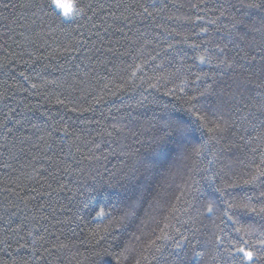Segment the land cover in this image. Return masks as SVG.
Listing matches in <instances>:
<instances>
[{"label":"trees","instance_id":"1","mask_svg":"<svg viewBox=\"0 0 264 264\" xmlns=\"http://www.w3.org/2000/svg\"><path fill=\"white\" fill-rule=\"evenodd\" d=\"M68 1L91 4V19H65L47 0H0V264H172L173 257H161L149 246L160 234L154 221L144 223L155 189L134 218L121 227L109 223L123 217L128 200L139 194L122 175L134 165L137 150L143 154L148 148L154 134L149 122L166 114L189 119L183 99L209 84L213 90L199 97L197 108L210 119L221 89L240 96L243 104L234 114L239 105L227 103L224 119L258 115L264 74L234 77L222 71L216 49H225L229 59L236 56L244 47L237 33L244 34V25L259 27L264 12L241 7L250 0ZM36 5H43V12ZM237 20L243 23L234 28ZM201 55L212 56L213 63L202 64ZM252 124L255 130L233 127L219 143L208 144L203 157L182 162L184 178L198 181L194 193L174 200L179 177L168 189L178 209L188 207L185 200L192 204L195 223L181 227L176 221L189 220L183 212L173 221L181 231L192 230L187 251L180 252L185 264H231L224 249L232 244L260 250L264 214L234 207L229 214L236 224L223 215L227 203L264 207V177L244 183L264 151V142L246 143L249 136L264 135L258 120ZM203 132L192 133L190 151L208 140L211 134ZM213 175L212 181L205 179ZM208 203L216 209L213 216L204 211ZM101 208L111 214L108 219L96 217ZM216 236L224 241L219 249ZM129 243L132 250L124 252ZM200 251L204 257L193 254ZM257 264H264V255Z\"/></svg>","mask_w":264,"mask_h":264},{"label":"snow or ice","instance_id":"2","mask_svg":"<svg viewBox=\"0 0 264 264\" xmlns=\"http://www.w3.org/2000/svg\"><path fill=\"white\" fill-rule=\"evenodd\" d=\"M2 6L4 8L8 7L7 4ZM47 6L50 8L54 7L59 10L60 16L73 21L77 18L87 17V12L92 10L91 4H69L64 3L63 0H47ZM36 7L43 12V5H36ZM193 7H196V5H193ZM241 7L258 9L259 11L264 12V0H250L249 3H242ZM144 12L148 13V9L144 8ZM45 15H47V13H45ZM148 15H151V13H148ZM221 15H224V13L221 12ZM87 18L91 19V17ZM197 19H200V17H197ZM242 23V21L237 20L235 21L233 27L235 28L237 25H241ZM244 28L245 32L243 35L237 33V38L241 41L244 47L238 49V54L236 56L229 59L224 55L225 49L217 46L216 50L223 58L217 60L216 67L222 71L233 73L234 77L238 75L239 72H259L264 74V22H262L259 27L244 25ZM202 31H207V29H202ZM248 36H251V39H246ZM169 47H171V45H169ZM240 52H242L243 55H239ZM198 59L202 64H212L214 58L212 56L201 55ZM204 76H207V74H198L196 75V80L201 81ZM25 79H27V77H25ZM183 83H187V81H184ZM33 87H35V85H33ZM213 87V84L207 85L204 91L199 92L198 96L186 95L183 99V103L187 105L186 111L189 113V119L185 120L182 117H174L166 114L155 124L149 122V127L153 130L154 134L149 137L148 148L143 154H139V151L137 150L138 154L134 165L122 175V180L135 187L139 194L134 199L130 198L128 200L123 217L119 218V220L115 222L111 220L109 221V223H114L115 227H121L124 220L134 218L137 215V212L142 208L146 194L152 195L153 190L155 189V195H152V199L149 201V209L145 213L147 220L144 221V223H147L149 220L154 221L160 234L156 236L154 240L150 241L149 246L152 247L155 250V253H158L161 257L165 254L169 257H173L172 264H185L183 257L180 256V252L187 251V248L191 243L189 234L192 231L188 228L181 231V228L175 227V224L173 223V221L176 220L175 214L177 212H183V214L189 216L188 221H176L177 223H180L181 227H184V225L189 222L195 223L194 218L190 215L192 204L185 200L184 202L188 204V207L178 209L176 204L172 202L173 197L170 196L168 192V189L173 187L177 177L181 178L182 182L181 184L175 185L176 192L178 193L174 196V200L176 202H180L182 197L194 193L197 190L193 187V185H198V181L192 180L191 183H189L191 176L184 178L185 166L182 162L189 160L192 155H194L197 159L203 157L208 148V144L212 141L219 143L220 139L223 138V134L228 132L233 127L242 129L245 133H247L248 126H251L253 130L256 128V125L252 124V120H258L259 125L264 127V103H261L258 106V115L256 113L250 114L252 120H249L248 116H239L237 119H224L223 113L227 103L231 102L239 105L235 107L234 114L242 112L243 104L240 96L235 93H226L223 89H221L219 99L212 109L211 115L214 118L210 119L208 113H202L197 108L199 97L208 95L212 92ZM179 91L184 92V88L180 87ZM258 95L260 94L258 93ZM96 102L99 101L97 100ZM57 103L63 102L58 100ZM86 110L91 109H72V111ZM210 124L211 127H209ZM205 129L211 134L208 140L201 145L199 149H192L190 151L187 145L190 142L192 133L196 130H200L203 135V130ZM65 134H67L66 130ZM235 134L236 133H233V135ZM240 139L244 140L245 138L244 136H241ZM254 141L264 142V135H257L256 137L249 136L246 143L250 144ZM255 151L256 149H253V152ZM169 153H175L172 155L171 159H169ZM208 163L212 164L213 161H208ZM253 167L254 172L250 174L249 179L244 181L245 184L256 183L264 177V151L260 153L259 164H255ZM188 171L190 172L191 169ZM197 171H199L198 168ZM205 171H207V169H205ZM205 179L212 181L214 179V175L207 176ZM123 186L124 185H121V187ZM217 191H221V189L218 188ZM260 195L264 198V192ZM248 199L249 201L251 200L250 197ZM234 207H241L257 215L264 214V207L257 209L255 207H251L248 203L242 205L227 203V208L224 210L223 215L227 217L229 221H232L233 224H236L237 221L232 219L229 211ZM204 211L209 216H213L215 215L216 209L212 203H208ZM110 215L111 214L106 212L103 208L96 213V217L101 218L102 220L108 219ZM221 223H224L223 219L221 220ZM161 224H163V227L160 226ZM216 227L219 226L217 225ZM157 229L153 230L154 234ZM242 230L243 229L241 227L234 228V231L237 233L242 232ZM104 231L107 232L108 229L105 228ZM220 231L223 232V229H220ZM97 234L98 229L93 230L90 233L92 237H96ZM29 235H31V233H29ZM192 235L194 236V233H192ZM135 239L139 240L140 237H135ZM215 240L217 242L216 247L218 249L223 246L224 241L220 236H216ZM157 241H161L162 243L157 244ZM33 243L35 244L36 241L34 240ZM258 243L260 245L258 253H254L250 250L251 246L236 247L234 244L225 248L224 251L226 255L231 258V264H237V261L238 264H245V261H247L248 264H257L259 256L264 255V240H260ZM166 244L171 250H167L165 248ZM244 245H247V241H244ZM20 247L23 248L26 247V245H20ZM131 250L132 244L129 243L125 247L124 252H129ZM121 254L123 255V253ZM193 254L198 257L205 256L204 251L194 252ZM33 255H35V248L33 249ZM219 255L220 253L217 252V256ZM153 259L156 260L157 256L153 255ZM13 264H15L14 261ZM24 264H27V262L25 261ZM136 264H140V260H137Z\"/></svg>","mask_w":264,"mask_h":264},{"label":"rangeland","instance_id":"3","mask_svg":"<svg viewBox=\"0 0 264 264\" xmlns=\"http://www.w3.org/2000/svg\"><path fill=\"white\" fill-rule=\"evenodd\" d=\"M63 2H64V3H69V4H71L70 1H68V0H63ZM56 10H57V9H56ZM57 11L59 12V10H57Z\"/></svg>","mask_w":264,"mask_h":264}]
</instances>
